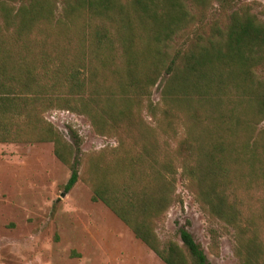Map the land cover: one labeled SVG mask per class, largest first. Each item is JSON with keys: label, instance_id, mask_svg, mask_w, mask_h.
I'll use <instances>...</instances> for the list:
<instances>
[{"label": "trees", "instance_id": "obj_1", "mask_svg": "<svg viewBox=\"0 0 264 264\" xmlns=\"http://www.w3.org/2000/svg\"><path fill=\"white\" fill-rule=\"evenodd\" d=\"M211 2L224 21L205 25ZM233 4L0 0V143L50 142L70 172L64 192L82 182L162 264H207L187 231L180 245L154 231L178 177L231 229L238 264H264V21ZM49 108L114 146L83 155L77 172L79 140L43 121Z\"/></svg>", "mask_w": 264, "mask_h": 264}, {"label": "rangeland", "instance_id": "obj_2", "mask_svg": "<svg viewBox=\"0 0 264 264\" xmlns=\"http://www.w3.org/2000/svg\"><path fill=\"white\" fill-rule=\"evenodd\" d=\"M239 6L264 21V0H234L227 11ZM204 17L205 25L224 21L215 2ZM258 73L264 77V67ZM163 77L151 88L152 104L159 101ZM42 119L68 144L73 134L78 138L73 152L77 172L83 155L115 144L95 135L85 117L64 108L46 109ZM69 173L54 157L50 142L0 143V264H162L100 202H91L82 182L64 192ZM174 187L177 201L155 221L159 241L180 245L182 228L203 250L207 264H238L231 229L208 219L178 177ZM209 231L215 232L214 242Z\"/></svg>", "mask_w": 264, "mask_h": 264}]
</instances>
